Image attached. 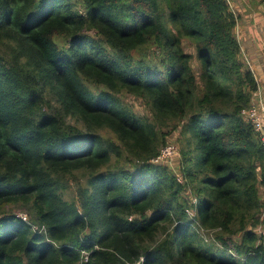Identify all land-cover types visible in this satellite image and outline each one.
Here are the masks:
<instances>
[{"label": "trees", "instance_id": "trees-1", "mask_svg": "<svg viewBox=\"0 0 264 264\" xmlns=\"http://www.w3.org/2000/svg\"><path fill=\"white\" fill-rule=\"evenodd\" d=\"M236 20L227 0H0V264H264Z\"/></svg>", "mask_w": 264, "mask_h": 264}, {"label": "rangeland", "instance_id": "rangeland-1", "mask_svg": "<svg viewBox=\"0 0 264 264\" xmlns=\"http://www.w3.org/2000/svg\"><path fill=\"white\" fill-rule=\"evenodd\" d=\"M227 3L229 5V8L232 10L234 17L237 18L236 20V26L235 28L237 29L238 33L243 32V34H245V36L242 35L241 38V46H242V50L244 51V53L246 52V58L250 59V63L252 65V67L254 68V70L256 69V66L253 62L252 59V53H253V58L255 55H259L260 56V62L264 63V48L261 51L260 48H257V50H253V52L251 53L249 51V46L248 43L251 42L250 38H252V40L254 41L256 39V36L251 33V30L253 29L254 32L256 33V35L259 36V40L257 41L260 45L261 42L264 43V8L262 9H257L256 11H252L249 9V6L251 5L249 0H227ZM248 30V33H247ZM91 33V32H90ZM251 36V37H250ZM186 50L190 53H193V48L189 45L186 46ZM261 51V52H260ZM193 67L196 70V61L193 60ZM259 80V78H258ZM260 86L262 88H264V86H262V82L260 81ZM126 101L128 102L127 104L129 106H132L134 111L140 113V114H148L143 102L139 99H134L133 97H126ZM245 119V118H244ZM67 120L70 122L71 119L69 117H67ZM176 136H174L173 138L170 139L169 141V145H172L174 147L173 149V153L172 156H174V154L176 153V145L178 144V142H175ZM177 155H175L176 157ZM174 157V158H175ZM69 189H68V193L65 194L64 196L66 198H68L69 196L74 197V183L72 181H70L69 183ZM16 215H23L20 212H15ZM263 226V224H262ZM236 238V237H235Z\"/></svg>", "mask_w": 264, "mask_h": 264}, {"label": "built area", "instance_id": "built-area-1", "mask_svg": "<svg viewBox=\"0 0 264 264\" xmlns=\"http://www.w3.org/2000/svg\"><path fill=\"white\" fill-rule=\"evenodd\" d=\"M247 119H249L254 127V129L259 132L260 140L264 146V94L260 87L252 94V101L246 109L242 110ZM174 147L168 145L161 151V157L165 158L173 153ZM157 160V158L155 159Z\"/></svg>", "mask_w": 264, "mask_h": 264}, {"label": "crops", "instance_id": "crops-1", "mask_svg": "<svg viewBox=\"0 0 264 264\" xmlns=\"http://www.w3.org/2000/svg\"><path fill=\"white\" fill-rule=\"evenodd\" d=\"M247 33H248V30H247ZM251 33H253L251 31ZM246 34V33H245ZM245 34H243V32H240L239 33V38H240V44H241V38H242V35L245 36ZM251 37V36H250ZM250 41L253 42L250 44V42L248 43V46H249V51L252 53L253 50H257V48H260V50L262 51L263 48H264V43L261 42V45L257 42L258 40H252V38H250ZM242 48V46H241ZM260 51V52H261ZM243 54L245 55L246 57V52L244 53V51L242 50ZM252 59H253V62L256 66V69L254 70V68L252 67L251 63H250V59L249 58H246V61H248L251 65V69L253 71V74L255 76V79L257 80L258 82V86L261 88V90L263 91V94H264V88H262L260 86V81L262 82V86H264V63L263 62H260V56L259 55H255L254 58H253V53H252ZM259 78V80H258Z\"/></svg>", "mask_w": 264, "mask_h": 264}, {"label": "clouds", "instance_id": "clouds-1", "mask_svg": "<svg viewBox=\"0 0 264 264\" xmlns=\"http://www.w3.org/2000/svg\"><path fill=\"white\" fill-rule=\"evenodd\" d=\"M247 62V64H248V66H249V68L251 69V65H250V63L248 62V61H246ZM252 70V69H251ZM252 73H253V71H252ZM254 75V74H253ZM254 78H255V76H254ZM256 80V79H255ZM256 84H257V87H259L258 86V82H257V80H256ZM257 89V88H256ZM255 89V90H256ZM254 92V91H253ZM253 92H252V94H253ZM263 92V91H262ZM251 101H252V97H251ZM251 101H250V103H251ZM250 103H249V105H250ZM243 116H244V118L246 119V120H248V121H250L249 119H247V117L243 114ZM251 122V121H250ZM262 218H263V220H264V214H263V216H262ZM40 231H45V228L42 226L41 228H40ZM256 231L257 232H260V233H264V224H263V226L262 225H259L257 228H256Z\"/></svg>", "mask_w": 264, "mask_h": 264}]
</instances>
